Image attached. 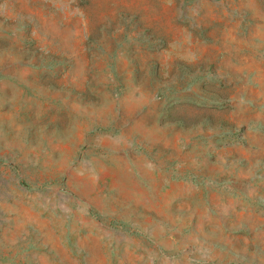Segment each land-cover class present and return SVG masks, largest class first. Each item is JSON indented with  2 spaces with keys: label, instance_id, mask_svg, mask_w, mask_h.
I'll use <instances>...</instances> for the list:
<instances>
[{
  "label": "rangeland",
  "instance_id": "374dc122",
  "mask_svg": "<svg viewBox=\"0 0 264 264\" xmlns=\"http://www.w3.org/2000/svg\"><path fill=\"white\" fill-rule=\"evenodd\" d=\"M0 264H264V0H0Z\"/></svg>",
  "mask_w": 264,
  "mask_h": 264
}]
</instances>
